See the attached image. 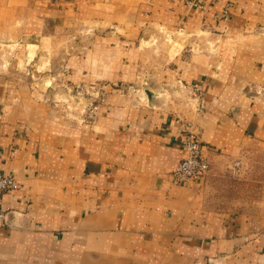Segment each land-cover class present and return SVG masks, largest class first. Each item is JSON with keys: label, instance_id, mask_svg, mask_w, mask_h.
Masks as SVG:
<instances>
[{"label": "crops", "instance_id": "1", "mask_svg": "<svg viewBox=\"0 0 264 264\" xmlns=\"http://www.w3.org/2000/svg\"><path fill=\"white\" fill-rule=\"evenodd\" d=\"M84 3L90 18L75 10ZM23 4L0 0V33L10 12V34L56 52L74 18H93L91 32L101 31L66 59L67 79L108 86L95 121L79 124L26 84L2 86L0 171L20 186L0 196V264H264L263 191L247 205L217 201L213 186L253 147L264 153V0ZM153 27L207 36L204 51L183 52L161 72L166 88L196 90L200 109L138 101L134 41ZM189 131L211 171L175 184Z\"/></svg>", "mask_w": 264, "mask_h": 264}, {"label": "rangeland", "instance_id": "2", "mask_svg": "<svg viewBox=\"0 0 264 264\" xmlns=\"http://www.w3.org/2000/svg\"><path fill=\"white\" fill-rule=\"evenodd\" d=\"M24 1L23 6L26 12L28 3L31 7L39 1L41 8L45 9L46 2L62 7L64 2L72 0ZM75 10L80 11V14L87 12L90 18L94 8L91 4L84 3L82 6L75 7ZM12 16V13L8 12L9 29L0 33V92L5 84L10 85L11 89L26 84L34 95L47 99L61 108L63 113L75 123L95 121L97 109L104 101L102 97L105 95L108 84L101 81L95 84L71 83L67 79L66 62L72 55L77 56L83 53V50L94 43L96 33L101 30L91 32V29L95 28L93 18L83 21L79 17L74 18L72 23L79 21L73 26L71 23L68 24L64 33L65 37L60 38L59 51L56 52L51 49V46L41 48L33 45L34 41H21V37L10 34L9 31L14 29L11 23L15 22V19H11ZM20 17L27 18V15ZM104 27L105 33L112 29ZM86 29L90 31L86 32ZM44 32L45 35L42 38L49 35L47 31ZM121 36L124 35L121 34ZM207 39L205 35L193 36L184 30H168L165 27H153L138 35L134 41L138 50L136 56L140 62L137 83L138 101L148 102L152 107H163L170 102V106L179 105L178 110L188 114L192 110L200 109L202 99L196 90L188 88L185 84L177 87L174 83L166 88L165 84L161 83V72L166 71V65H172L183 52L204 51V44L209 42ZM117 89L126 92L129 86L124 89V86L120 85ZM261 151L253 147L244 164L236 162L229 167V170L216 175L213 186L216 188L217 201L223 202L229 196L230 200L254 205L257 189L263 191L264 197V179L260 178L264 175V153Z\"/></svg>", "mask_w": 264, "mask_h": 264}, {"label": "built area", "instance_id": "3", "mask_svg": "<svg viewBox=\"0 0 264 264\" xmlns=\"http://www.w3.org/2000/svg\"><path fill=\"white\" fill-rule=\"evenodd\" d=\"M228 17V8L225 10ZM211 163L199 137L189 131L185 138V156L172 172V182L183 184L193 179L207 178ZM20 186L15 175L0 171V196Z\"/></svg>", "mask_w": 264, "mask_h": 264}]
</instances>
